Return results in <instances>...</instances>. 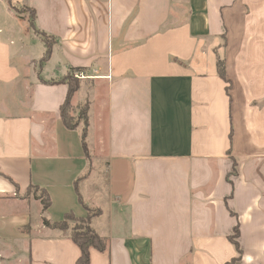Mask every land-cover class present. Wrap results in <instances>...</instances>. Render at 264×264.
Masks as SVG:
<instances>
[{
    "label": "crops",
    "instance_id": "0c3cea01",
    "mask_svg": "<svg viewBox=\"0 0 264 264\" xmlns=\"http://www.w3.org/2000/svg\"><path fill=\"white\" fill-rule=\"evenodd\" d=\"M25 4L37 33L0 0V264H76L42 218L86 207L89 264H264V0ZM72 73L87 154L60 119Z\"/></svg>",
    "mask_w": 264,
    "mask_h": 264
},
{
    "label": "trees",
    "instance_id": "16d2710c",
    "mask_svg": "<svg viewBox=\"0 0 264 264\" xmlns=\"http://www.w3.org/2000/svg\"><path fill=\"white\" fill-rule=\"evenodd\" d=\"M11 8V6H10ZM12 9V8H11ZM13 12H15V9H12ZM16 13V12H15ZM31 13V23L29 24V28L33 30L35 33V14L33 11L30 10ZM19 14V13H16ZM41 40L46 46V52L41 59V63L46 62V60L50 56L51 52V39L46 37L44 34L40 35ZM216 69L217 74L219 77L224 79L225 73H224V64L221 60H217L216 62ZM61 82L65 83L68 87L66 98L63 102V104L60 107V119L63 124V126L68 130H74L77 127L81 126L82 131V143H83V149L85 153L87 154V148L84 143L85 135H86V128H87V111H88V102H84L81 105L77 107L79 116L76 118V120H79L77 122H72L71 114L69 113L70 109H73L74 107L71 106V98L73 94L79 89L80 87V80L79 79H73L72 77H67L61 80ZM75 109V108H74ZM30 189H35V191H39L41 194V197H34L36 200H39L41 204L42 212L44 213L47 211V209L50 206V200L47 192L45 190H40L38 188L32 187L29 188L26 192L28 194ZM86 210L89 212V214L85 218H76L72 214L68 213L64 216L63 220L55 223H51L49 220H47L45 217L42 218V224L45 227L52 228L55 230H58L60 232H65L68 236V238L71 240V242L77 246L79 249V256L76 260V264H89L90 258V250L95 249L99 252H103L106 248V242L103 238H101L90 226V220L92 217H95L99 215V210H94L86 207ZM67 221H71L76 224H82L80 228L77 229H69V226L66 224ZM66 224V225H65ZM237 237V230H235L234 236L231 238L232 242L234 243L235 247L238 250L237 242L235 241ZM238 250V254H239ZM239 260V255L234 258L231 262L226 264H237Z\"/></svg>",
    "mask_w": 264,
    "mask_h": 264
},
{
    "label": "rangeland",
    "instance_id": "374dc122",
    "mask_svg": "<svg viewBox=\"0 0 264 264\" xmlns=\"http://www.w3.org/2000/svg\"><path fill=\"white\" fill-rule=\"evenodd\" d=\"M9 2V5L11 6V8L15 9V12L16 13H19L17 15H20L21 16V19H23L26 24L29 26V24L31 23V13H30V9H28L26 7V4H25V0H6ZM11 9V10H12ZM72 77L73 79H76L74 78V73H72V75L70 76ZM71 106L73 107V105L71 104ZM79 106V105H78ZM77 106V107H78ZM77 107H74L73 109H70L69 110V113L71 114V117L74 118L72 119V122H77L79 120H76V118H78L79 116V112H78V109ZM95 170L96 171H101L102 170V164H97L95 162ZM100 180V179H99ZM101 183L103 184L104 182V179L103 180H100ZM27 196H31V197H41V194L39 191H35V189H30L28 194L26 193ZM66 224L69 226V229H77V228H80L82 224H76V223H73L71 221H67ZM65 224V225H66Z\"/></svg>",
    "mask_w": 264,
    "mask_h": 264
},
{
    "label": "built area",
    "instance_id": "2783aa9c",
    "mask_svg": "<svg viewBox=\"0 0 264 264\" xmlns=\"http://www.w3.org/2000/svg\"><path fill=\"white\" fill-rule=\"evenodd\" d=\"M74 78L81 80V79H84L85 76L82 73H76V74H74Z\"/></svg>",
    "mask_w": 264,
    "mask_h": 264
},
{
    "label": "water",
    "instance_id": "95a60500",
    "mask_svg": "<svg viewBox=\"0 0 264 264\" xmlns=\"http://www.w3.org/2000/svg\"><path fill=\"white\" fill-rule=\"evenodd\" d=\"M58 57L61 59V61H62L63 63H65V60L63 59V57H62V55H61L60 52H58Z\"/></svg>",
    "mask_w": 264,
    "mask_h": 264
}]
</instances>
